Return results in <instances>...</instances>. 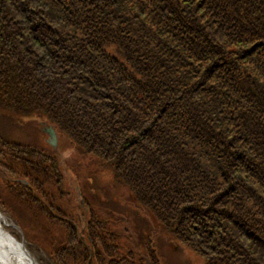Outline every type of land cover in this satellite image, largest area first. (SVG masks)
Returning <instances> with one entry per match:
<instances>
[{"label":"trees","instance_id":"obj_1","mask_svg":"<svg viewBox=\"0 0 264 264\" xmlns=\"http://www.w3.org/2000/svg\"><path fill=\"white\" fill-rule=\"evenodd\" d=\"M190 66L216 72L225 88L222 101L214 96L219 106L250 95L253 107L237 108L236 121L260 133L264 0H0L5 108L17 116L53 119L86 154L104 160L116 178L136 189L146 211L207 264H264L261 217L248 207L251 201L237 195L235 207H208L210 195L214 200L234 192L225 180L235 187L255 184L250 172L260 178L262 168L238 134L225 137L214 113L195 109L210 74L190 84L182 80L191 78ZM162 84L182 85L171 99ZM142 90L146 94L137 93ZM174 100L190 113L194 133L204 138L202 151L215 154L217 166L208 169L188 149L187 136L171 131L176 127L182 134L181 127L157 119ZM245 192L258 196L256 190Z\"/></svg>","mask_w":264,"mask_h":264},{"label":"rangeland","instance_id":"obj_2","mask_svg":"<svg viewBox=\"0 0 264 264\" xmlns=\"http://www.w3.org/2000/svg\"><path fill=\"white\" fill-rule=\"evenodd\" d=\"M190 67L191 78H182L190 84L200 80L201 75H212L204 78L207 87L197 94L200 105L195 109L204 115L214 113V119L219 118L216 127L225 137L238 134L253 161L262 168L260 178L250 172L255 184L245 181L246 186L241 182L235 187L219 175L215 181L219 184L224 181V187H231L234 192L214 200L215 195H210L211 204L207 206L235 207L232 199L237 195L242 201L249 199L248 207L260 213L259 231L264 236V126L259 125L260 133H252L245 123L236 121L237 108L253 107V98L248 95L236 102L227 100L219 106L214 96H221L222 101L225 88L214 77L216 72L204 73L203 69ZM176 86L162 84L167 98L174 99ZM194 90L201 91L198 87ZM1 93L0 223L3 232L24 247L34 264H207L204 256L173 237L155 214L146 211L138 191L129 187L124 179L116 178L104 160L86 154L71 133L54 127L56 122L50 117L13 115L1 102ZM137 93L146 94V91ZM185 95L179 94L181 101ZM183 111L185 107L174 100L166 114L158 113L157 119L161 117L165 123L181 127L182 134L176 127L171 131L182 138L187 136L188 149L193 150L208 169L217 166L221 161L213 158L215 154L202 151V146H206L204 138L194 133L191 115ZM151 115L148 120L156 113ZM187 126H192V130L188 131ZM159 146L156 140V147ZM227 150L233 154L238 151ZM195 151L206 155L200 158ZM247 190H256L258 196L247 194ZM200 199L209 203L203 196ZM151 253L154 260L158 257L157 261H152Z\"/></svg>","mask_w":264,"mask_h":264},{"label":"bare ground","instance_id":"obj_3","mask_svg":"<svg viewBox=\"0 0 264 264\" xmlns=\"http://www.w3.org/2000/svg\"><path fill=\"white\" fill-rule=\"evenodd\" d=\"M1 218V215H0ZM0 264H34L31 255L24 247L3 232L0 223Z\"/></svg>","mask_w":264,"mask_h":264},{"label":"water","instance_id":"obj_4","mask_svg":"<svg viewBox=\"0 0 264 264\" xmlns=\"http://www.w3.org/2000/svg\"><path fill=\"white\" fill-rule=\"evenodd\" d=\"M50 130H52V129H50ZM52 132H53V130H52Z\"/></svg>","mask_w":264,"mask_h":264}]
</instances>
